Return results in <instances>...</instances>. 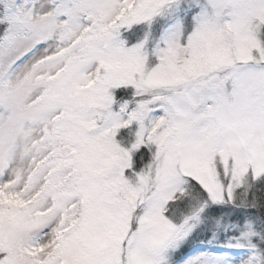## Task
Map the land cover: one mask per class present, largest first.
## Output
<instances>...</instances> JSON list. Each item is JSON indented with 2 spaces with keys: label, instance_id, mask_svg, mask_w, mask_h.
I'll return each mask as SVG.
<instances>
[{
  "label": "snow or ice",
  "instance_id": "6c2138e0",
  "mask_svg": "<svg viewBox=\"0 0 264 264\" xmlns=\"http://www.w3.org/2000/svg\"><path fill=\"white\" fill-rule=\"evenodd\" d=\"M0 264H264V0H0Z\"/></svg>",
  "mask_w": 264,
  "mask_h": 264
}]
</instances>
